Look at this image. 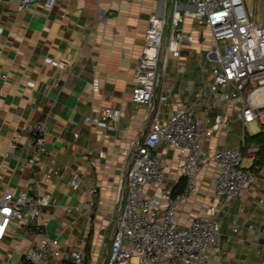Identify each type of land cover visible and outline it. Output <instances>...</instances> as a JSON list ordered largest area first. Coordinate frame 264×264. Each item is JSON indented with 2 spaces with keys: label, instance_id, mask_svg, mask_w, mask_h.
<instances>
[{
  "label": "crops",
  "instance_id": "obj_1",
  "mask_svg": "<svg viewBox=\"0 0 264 264\" xmlns=\"http://www.w3.org/2000/svg\"><path fill=\"white\" fill-rule=\"evenodd\" d=\"M16 1L0 0V194L5 189L13 194L22 189L33 193L35 169L43 174L49 167L59 168L61 174L52 173L38 185L40 190H50L44 212L49 219L47 230L60 233L68 248L76 247L82 238L79 264H100L111 216L119 203L118 176L128 164L124 148L131 137L145 131L150 119L146 104L130 97L131 74L141 52L147 16L170 13L175 3L181 8L190 4L188 0H56L49 7L33 0L18 9ZM180 24L194 37L181 42L179 55L160 54L159 81L169 88L168 101L160 104L165 108H159L162 118L180 105L195 102L194 92L202 90L210 76V69L203 74L201 63L208 59L211 32L190 16ZM50 58L67 66L53 65ZM208 64L211 68V61ZM104 105L119 108L116 128L84 120V114H94ZM238 105L225 99L215 103V110L228 115L231 131L218 130L203 139L207 154L237 143L241 133L248 132ZM263 114L255 120L258 127L264 122ZM39 118L46 120V145L51 152L37 153V161L29 164L27 156L34 150L27 141L28 131ZM158 146L170 170L169 183H175L178 178L172 171L178 152L163 142ZM99 149L104 150L102 155ZM249 157L245 165L259 178L242 194L213 193L211 176L217 164L210 158L195 173V190L179 203L181 222L211 202L219 209L221 259L213 256L197 264H264V175L260 172L264 160L256 168L253 155ZM73 173L80 175L77 187L68 181ZM37 235L27 222L12 220L0 238V264H18ZM55 263L73 264L68 252Z\"/></svg>",
  "mask_w": 264,
  "mask_h": 264
},
{
  "label": "built area",
  "instance_id": "obj_2",
  "mask_svg": "<svg viewBox=\"0 0 264 264\" xmlns=\"http://www.w3.org/2000/svg\"><path fill=\"white\" fill-rule=\"evenodd\" d=\"M30 1L17 0V8H24ZM38 1L50 7L56 0ZM188 4L181 8L175 3L170 13L147 16L141 52L131 74L130 97L146 104L150 119L145 131L131 137L124 148L128 164L118 176L119 205L111 216V232L100 264H197L213 256L220 260L223 248L218 238L217 204L211 202L181 222L177 217L179 203L195 190V173L203 168L205 159L211 158L217 164L211 176L217 196L240 195L259 177L242 163L243 156H252L259 147L245 140L243 132L237 143L215 148L210 154L202 140L218 130L231 131L228 115L214 109L218 100L238 101L243 122L257 120L264 112V21L256 17L245 0H188ZM189 16L211 32L212 41L206 49V57L212 61L210 76L202 90L194 92L197 101L180 105L162 118L159 108L168 101L169 88L159 81L160 54L179 55L181 42L194 37L180 24ZM49 61L67 66L56 58ZM96 82L94 78L92 84L96 86ZM200 97L203 99L198 101ZM119 113L118 107L104 105L94 114L83 116L88 123L116 128ZM46 132L45 118L31 123L27 141L34 151L27 156L29 164L37 161V153L51 152ZM161 142L178 152L172 173L185 179L181 188L169 183L170 170L158 151ZM103 152L99 149L98 155ZM52 173L62 172L52 167L43 174L34 170L33 193L22 189L13 194L5 189L0 194V238L17 219L27 222L38 234L18 264H56L67 252L73 264L80 263L79 245L83 239L78 238L76 247L68 248L60 233L47 230L49 219L44 212L51 200L50 190H40L38 185L48 181ZM68 181L77 187L80 175L73 173ZM6 258L14 263L10 255Z\"/></svg>",
  "mask_w": 264,
  "mask_h": 264
},
{
  "label": "rangeland",
  "instance_id": "obj_3",
  "mask_svg": "<svg viewBox=\"0 0 264 264\" xmlns=\"http://www.w3.org/2000/svg\"><path fill=\"white\" fill-rule=\"evenodd\" d=\"M245 2H246V5H247V7L248 8H251V10L253 11H255V13H256V17L258 18V19H261V20H263L264 21V0H245ZM196 21V20H195ZM196 23H198L197 21H196ZM199 24V23H198ZM200 25H202V26H204L203 24H200ZM196 54V56H197V59H199L200 58V54H199V52H196L195 53ZM211 60H209V59H205V58H203L202 59V65H201V68H202V72H203V74H206L208 71H209V69H210V64H208V62H210ZM212 62V61H211ZM200 67V66H199ZM161 108H160V110H164V108H165V105H161L160 106ZM160 114V113H159ZM263 117H264V114H263ZM245 127H246V129H247V131L249 132V133H255L258 129H259V127H258V125H256V121L255 120H249V121H246V123H245ZM250 161H251V159H250V157L249 156H243L242 157V163L243 164H248V163H250ZM260 172H261V174L262 175H264V163H263V165L261 166V168H260ZM259 178V177H258ZM257 178V179H258ZM118 205H119V203H118ZM118 207V206H117ZM117 209V208H116ZM115 209V210H116ZM115 210H114V213H113V215L115 214ZM111 223H112V219H111ZM108 229H109V231H111V224H110V226L108 227Z\"/></svg>",
  "mask_w": 264,
  "mask_h": 264
},
{
  "label": "trees",
  "instance_id": "obj_4",
  "mask_svg": "<svg viewBox=\"0 0 264 264\" xmlns=\"http://www.w3.org/2000/svg\"><path fill=\"white\" fill-rule=\"evenodd\" d=\"M259 129L255 133L245 132V140H253L259 144L258 150L253 154L252 166L259 167V165L264 160V122H260ZM185 180L182 177H178V180L175 182L174 187L181 188Z\"/></svg>",
  "mask_w": 264,
  "mask_h": 264
}]
</instances>
